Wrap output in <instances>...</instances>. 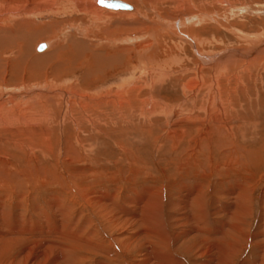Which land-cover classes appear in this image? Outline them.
<instances>
[{"label": "rangeland", "instance_id": "374dc122", "mask_svg": "<svg viewBox=\"0 0 264 264\" xmlns=\"http://www.w3.org/2000/svg\"><path fill=\"white\" fill-rule=\"evenodd\" d=\"M93 1L0 0V26L31 21V30L35 32L32 38H36L33 41L34 46L37 43L48 44L47 49L42 52H37L36 47L33 48V54L45 55L60 47L57 61L65 60L68 65L66 69L71 68L68 72L61 71L50 75L56 65V61H51L38 71L46 80L40 77L28 78L21 84L22 82H14L11 77L7 81L6 77L4 84L0 81V102H6V108H16L14 104L23 102L24 105L36 100L45 106L50 105L51 109L46 117L48 131L44 138L32 133L13 134L11 129L0 127V232H3L0 233V250H3L0 251V264H27L29 261L26 263L25 259H20L23 256H28L32 261L38 259L40 263L44 261L45 264H61L59 254H44V260L39 257V251L49 245L56 247L55 251L60 247L70 249L73 254H68V257H76L72 261L74 264H143L142 258L148 247L155 249L156 253L160 251L161 255H169L182 264H209L208 261L213 255L217 256V253L221 254V250H228L225 241L220 239L217 242L221 250L212 252L211 256L209 247L205 246L214 243L212 238L209 239L212 242L203 243L205 246L198 245L199 238L196 240L189 235L187 241L180 240L175 243L174 240L180 231L193 232L188 225L183 226V211L180 212L174 207L179 195L173 188L181 181L189 183L191 178L203 186L200 200L206 213L210 215L222 211L230 212L238 200L232 196L226 197L223 189L227 184L232 181L242 185L245 183L244 187L248 192L244 230L246 239L239 245L233 243L236 248L231 250L234 252L231 264H264V0H121L131 5L134 11L117 13L97 5L94 7ZM28 9H32L34 15L27 16ZM195 15L198 20L189 18ZM161 23L165 26L164 30L160 28ZM114 25L116 29H112ZM80 38L92 43L94 49L97 46L96 52L116 53V49L126 47L128 57L124 58V67L108 69L105 73L109 75L104 82L94 81L88 83L89 86H84L80 81L84 71L83 62H77L73 66L68 64L75 51L72 43ZM114 39L116 40L112 43ZM189 39L193 40V45L189 44ZM21 42L17 41L16 44L20 46ZM18 46L12 45L4 51L0 49L2 58H15ZM138 55L147 59L151 68H154L149 75L146 74V79L143 77L146 82L152 80L153 88H147L143 92L150 91L151 94L153 91L155 100L160 105L168 106L167 108L176 106L178 114L168 117L162 111L146 116L147 121L144 122L140 113L145 109L140 108L141 103L138 102L128 105L129 108L135 107L134 111L120 110L121 113L111 119L101 120L94 116L81 129L75 128L71 119H75L74 112L75 109H80V101L90 107L89 102L98 98V95L103 96L110 88L116 89L122 80L127 83H145L138 80ZM200 55H205L207 59L215 56L216 61L208 63L210 60L205 64L198 58ZM198 63L202 64L200 74L203 85L193 93L183 96L182 87L194 78ZM218 65L217 95L220 101L222 96L228 97L230 107L229 110L226 109V116L236 119L232 124L231 143L233 147L254 153V157L249 159L256 168L251 167L248 173L244 168H241L242 171H233V165L226 166L227 169L223 166L224 161L216 160L218 156L216 157L212 148L215 142H219L217 135L225 134L223 130L216 129L211 121L209 124V121L199 122L198 119L192 122L183 120L191 112L192 118L203 117V105L208 99L205 89ZM154 73L158 77H154ZM76 83V88L88 98L70 96L68 107L72 109V116L69 117L66 116V102L61 101L57 93L74 87ZM142 97L140 96V101ZM37 120L41 122L40 126L45 125L42 120ZM143 124L145 125L142 128ZM190 157L197 166L207 167L205 180L196 179L200 176L198 172L186 174L191 169L189 165L193 164ZM186 158L190 160L185 162L188 167L181 169L179 165H185L181 162L187 160ZM27 168L30 170L27 171ZM101 195L111 198L119 208L128 211L126 215L120 213L122 218L127 215L128 218L132 217L134 211H139V208L136 210L132 207L139 200L137 197L147 195L157 200L162 207L161 213L158 212L159 217L161 216L160 222L150 224L152 231H158L154 234L157 244L152 242V238L146 240L147 244L144 238L137 237L144 228L138 226L136 229L134 223L116 226L122 219L118 223L110 222L112 219L109 217L107 220L105 211H112V214L114 212L110 203H106ZM125 198L132 199L133 204L127 206ZM102 199L105 203L101 202ZM211 217L209 219L213 222L214 217ZM215 234L217 235V231ZM164 235H169L167 238L170 237L171 240L166 249L160 248L161 244L158 243ZM130 237L132 245L127 241ZM20 238L26 242L20 241Z\"/></svg>", "mask_w": 264, "mask_h": 264}, {"label": "bare ground", "instance_id": "6f19581e", "mask_svg": "<svg viewBox=\"0 0 264 264\" xmlns=\"http://www.w3.org/2000/svg\"><path fill=\"white\" fill-rule=\"evenodd\" d=\"M92 1V0H91ZM121 1V0H119ZM179 1V0H178ZM97 0H94L92 2V5H97L96 4ZM88 3V2H87ZM125 3V2H124ZM12 4V3H11ZM10 4V5H11ZM79 4V3H78ZM84 4V3H83ZM89 4V3H88ZM91 4V3H90ZM1 5V4H0ZM70 5V4H69ZM91 5V6H92ZM2 6V5H1ZM5 6V5H4ZM7 6V5H6ZM88 6V5H87ZM98 6V5H97ZM96 6V7H97ZM189 6V5H188ZM89 7V6H88ZM14 8V7H13ZM90 8V7H89ZM1 9V8H0ZM25 9V8H24ZM33 9V8H32ZM32 9H28L26 11V13H28L29 15L27 16H31V14H33ZM84 9V8H83ZM99 10V9H98ZM9 11V10H8ZM92 11V10H91ZM134 8L132 11L129 12H133ZM171 11V10H170ZM172 12V11H171ZM226 12V11H225ZM93 13V12H92ZM99 13V12H98ZM117 13V11H116ZM4 14V13H3ZM7 14V13H6ZM16 14V12L14 13ZM25 14V13H24ZM1 15V13H0ZM8 15V14H7ZM34 15V14H33ZM32 15V16H33ZM96 15V14H95ZM138 15V14H137ZM191 15V14H190ZM4 16V15H2ZM1 16V17H2ZM6 16V15H5ZM10 16V15H9ZM5 18V17H4ZM39 18V17H38ZM172 18V17H171ZM189 18H195V20H198L199 18L195 15V16H189ZM188 18V19H189ZM7 19V18H6ZM13 19V18H12ZM28 19V18H27ZM180 19V18H179ZM1 20V19H0ZM47 20V19H46ZM191 20V19H190ZM4 22V21H3ZM180 22V21H179ZM178 22V23H179ZM1 23V22H0ZM164 23V22H163ZM166 23V22H165ZM168 23V22H167ZM166 23V24H167ZM181 23V22H180ZM87 24V23H86ZM118 24V23H117ZM133 24V23H132ZM174 24V23H173ZM184 24V23H181ZM32 23L29 20L26 21H19L16 22L14 25H2L0 26V49L1 50H5L7 48H10L12 45H17L16 42L17 41H22L20 44V46H18V52L14 55L16 56L13 59H4L2 58L1 54H0V81H3V84L6 80L7 77V81L11 78H13L14 82H22L21 84L24 83V79H32V78H43L46 80V77L39 75L38 71L41 70V68H43L46 64H48V62H55L56 61V65L52 68L50 75H56V73H60L61 71L64 72H68V70H70L71 68H67L66 66L67 63L65 62V60H60L57 61V57L60 55V50L61 48H57L56 50L49 52L48 54L45 55H38V54H33V48L36 47V51H37V46L39 45L38 43L34 46L33 41L36 38H32L33 35H35V32H33L31 30L32 27ZM69 25V24H68ZM139 25V24H138ZM147 25V24H146ZM167 26V25H166ZM181 26V25H180ZM47 28V27H46ZM54 28V27H53ZM162 30L165 29V26L161 23V27ZM73 29V28H72ZM110 29V28H109ZM112 29H116L115 25ZM121 29V28H120ZM123 30V29H121ZM41 31V30H40ZM116 32V31H115ZM148 32V31H147ZM172 34V33H171ZM45 35V34H44ZM114 35V34H113ZM29 36V37H28ZM154 36V35H153ZM184 36V35H183ZM41 37V36H40ZM148 37V36H147ZM140 38V37H139ZM186 38V37H184ZM125 39V38H124ZM116 39L112 40V43L115 41ZM182 40L184 41L183 37ZM43 41V40H42ZM52 41V40H51ZM126 41V40H125ZM193 41V40H192ZM192 41H190L189 39V44H192ZM251 41V40H250ZM39 42V41H38ZM118 42V41H117ZM185 42L186 41L185 39ZM157 43V42H156ZM143 44V43H142ZM149 44V43H148ZM160 44V42L158 43ZM73 47L75 48V51L73 53L72 59L68 62L69 66H73L76 65L75 63H80L81 61L84 64V71L82 72L80 81L81 84H84V86L86 84H90L91 82H104L105 79L107 78V75L105 73L106 70L108 69H113L118 67L120 69H122V67H124V58L127 56L126 55V47H121L116 49V53H111L109 51H104V52H96L94 49V45L88 41H85L83 39H77L75 41H73L72 43ZM48 47V44L46 43V49ZM80 49V51H77V49ZM106 47V46H105ZM78 49V50H79ZM134 49V48H133ZM136 49V48H135ZM106 50V49H105ZM144 50V49H143ZM147 50V49H146ZM149 50V49H148ZM112 51V50H111ZM141 51V50H140ZM139 51V53H141ZM64 52V51H63ZM62 52V53H63ZM61 53V54H62ZM143 53V52H142ZM121 54V56H119ZM151 55V54H150ZM149 55V56H150ZM153 55V54H152ZM215 55V54H214ZM234 55V54H233ZM13 56V57H14ZM148 56V55H147ZM210 56V55H209ZM128 57V56H127ZM138 67H139V74L140 77L138 78L141 79L142 81H145L143 79V77L145 78L146 74L149 75L150 71L153 70L154 68H151V64L150 62L139 56L138 55ZM12 58V57H11ZM89 58V59H88ZM123 58V60H122ZM151 58V57H150ZM155 58V55H154ZM198 58H200L201 60L204 61L205 64L208 63H212L213 61L215 62V56L214 57H210V59H207V57L202 56H198ZM65 59V58H64ZM127 59V58H126ZM137 59V58H136ZM154 60V59H153ZM206 60V61H205ZM164 62V61H163ZM199 62V61H198ZM202 62V61H201ZM137 64V63H136ZM223 64V63H222ZM220 64V65H222ZM220 65H218L216 72H214V75H212L210 77V82L208 83L207 88L205 89V91L207 92L206 96H207V101L206 104L203 105V117L200 118L199 117H191V113L190 116L187 119H183L184 121H194V119H198L199 122H205V121H210L212 122L211 124H214L213 126L216 129H221L225 132V134H218L220 136L217 135L219 142H215L214 144V149L215 150V154L216 157L218 156V158L216 159L217 161H224L223 166H228V165H233L235 166V168H232L233 171H239L241 170V168H244V171L248 173V171H250L251 167L256 168V165L254 164V162L249 159L250 157H254V153L251 151H245L242 148L238 147H233L231 141H232V124L234 121H236V119H234L233 117H227L226 115V109H228L230 107L229 104V100L228 97L223 98V96L221 97V101L220 98L218 97V93L217 92V81L219 78V75L217 73V71L219 70L218 68L220 67ZM136 66V65H135ZM77 68V67H76ZM202 68V64L198 63V65L196 66L195 70H196V74L194 76V78L189 81L184 83L183 87H182V95L185 96L186 93L189 94V92L193 93L196 89L200 88L201 84H202V77L200 74V69ZM126 69V68H124ZM137 69V68H136ZM216 69V68H215ZM224 69V68H223ZM194 70V71H195ZM109 71V70H108ZM107 71V72H108ZM125 72V71H124ZM119 74V73H118ZM155 74V73H154ZM163 75V73L161 74ZM159 75V76H161ZM26 77V78H25ZM154 77H158L157 74L154 75ZM152 77V79L154 78ZM110 78H114L113 76H110ZM146 79V78H145ZM155 80V79H154ZM42 81V80H41ZM89 81V82H88ZM159 81V80H158ZM78 82V81H76ZM134 82V81H133ZM8 83V82H6ZM160 83V81H159ZM179 83V82H178ZM88 84V86H89ZM154 83L151 81L146 82L144 84H141L139 82L137 83H132L129 82L127 83V81H121L120 85L116 86V89L111 91L110 89H108L106 93L102 94L103 96L98 95V98L92 100L91 102H89V106L83 105L82 102L80 101L79 106L80 109L76 111L75 109V119H71V121L74 123L75 128L77 129H81V127L83 126L84 123H90V120H92V117L96 116L97 119H101L103 120L104 118H108L111 119L113 118L115 115H119V112L121 113L120 110L124 111H129V110H135L134 108H129V104H138V102H140V108H144L145 111L143 112V110L141 109L140 113V118H142L145 121H147L145 118L146 116H151L157 113H161L163 111V114L165 113L166 116L168 117H172L175 114H178V107L176 106H170L169 108H167L168 106H162L159 104L158 101L155 100L154 97V93L153 91L150 94V91H145V93L143 92V90H146L147 88H149L150 90L153 88L151 87ZM78 83H76V85H74V87L72 88H68L67 90H63L60 93H57L58 96L61 98V101H65L66 102V110L67 111V115L66 116H72V109H70L68 107V101L70 96H74L75 97H86L88 98V96L82 95V92L80 90H78L77 88ZM203 85V84H202ZM71 86V85H70ZM77 87V88H76ZM203 87V86H202ZM82 88L85 89V87L82 86ZM87 88V87H86ZM100 89V88H99ZM105 89V88H104ZM162 90V89H161ZM158 91V90H157ZM197 92V91H196ZM33 93V92H32ZM143 95V97H142ZM153 97H151V96ZM192 95V94H191ZM96 96V95H95ZM140 96L142 97L141 101H140ZM227 96V95H226ZM105 99V100H99V99ZM204 98V97H203ZM36 99V98H35ZM50 100V101H49ZM48 101L51 102V99H49ZM53 100V99H52ZM74 100V99H73ZM84 100V99H83ZM58 101V100H57ZM85 101V100H84ZM78 102V101H77ZM23 104V102H21ZM57 103V102H56ZM55 103V104H56ZM231 103V102H230ZM22 104H14V106L16 108H6L7 103L6 102H0V127L2 126V128H9L13 131V134H37V137H43L45 136V134L48 131L47 128V113L51 110L49 108L50 105L45 106L43 103L33 100L30 103H25L24 105ZM74 104V103H73ZM77 105V104H76ZM201 105V104H200ZM9 106V105H8ZM71 106V105H70ZM184 106V105H183ZM182 106V108H183ZM11 107V106H10ZM65 107V106H64ZM132 107V106H131ZM149 107V108H146ZM46 108L48 110H46ZM74 109V108H73ZM88 110H90V112H88ZM139 110V109H138ZM137 110V111H138ZM186 110V109H184ZM229 110V109H228ZM78 112V113H77ZM94 112V113H93ZM98 114H97V113ZM63 113V112H62ZM130 113V112H129ZM77 114V115H76ZM94 114V115H92ZM170 114V115H169ZM184 114V113H183ZM53 115V114H52ZM123 115V114H122ZM142 115H144V117H142ZM51 116V115H50ZM49 116V117H50ZM110 116V117H109ZM183 116V115H181ZM123 117V116H121ZM54 118V117H53ZM72 118V117H71ZM37 119H40L44 122V126H40L41 122H38ZM70 119V118H69ZM64 120V119H63ZM195 120V121H196ZM49 121V120H48ZM94 121V119H93ZM35 122H38L39 124L35 125ZM42 122V123H43ZM143 122V123H144ZM178 122V121H177ZM188 123V122H187ZM235 123V122H234ZM58 124V123H57ZM208 124V125H209ZM42 125V124H41ZM145 124L141 125V127L143 128ZM200 125V124H199ZM210 126V125H209ZM89 127V126H88ZM97 127V125H96ZM0 128V129H2ZM201 129V128H200ZM212 129V128H211ZM51 130V128H50ZM39 131V132H37ZM143 131V130H142ZM214 131V130H213ZM11 133V132H10ZM24 135V136H25ZM33 135V136H34ZM175 135V134H174ZM231 137H230V136ZM16 136V135H14ZM35 137V136H34ZM230 137V138H228ZM27 138V137H26ZM177 138V137H176ZM42 140V139H41ZM39 140V141H41ZM78 141V140H77ZM180 142V141H179ZM30 143V142H29ZM41 144V143H39ZM38 144V145H39ZM34 145V144H33ZM232 145V146H231ZM250 146V145H249ZM34 147V146H33ZM201 150V149H200ZM32 151V150H31ZM69 152V151H68ZM71 152H73L71 150ZM204 152H206L204 150ZM72 154V153H71ZM25 156H27L25 154ZM30 156V155H29ZM188 156V154H187ZM190 156H193L190 155ZM206 156V155H205ZM256 156V155H255ZM208 157V156H207ZM195 158V157H194ZM18 159V158H17ZM187 160L182 161L181 163H184L185 165L182 164L179 165V167L181 169H183L184 167H188L186 165V163H188L187 161L190 159L191 162L193 164L189 165L191 166L190 170H187L186 174L188 173H200V176L197 177L196 179H202L205 180L206 176H207V170L206 168L201 166H197L195 164V160L193 158H186ZM205 159V158H204ZM189 160V161H190ZM215 160V159H214ZM198 160L196 159V162ZM245 161H247V163H245ZM186 162V163H185ZM204 162V161H203ZM202 162V163H203ZM22 163V162H21ZM27 163V162H26ZM32 163V162H31ZM179 163V162H177ZM199 163V162H198ZM205 163V162H204ZM203 163V164H204ZM214 163V162H213ZM258 163V162H257ZM27 167V166H26ZM36 167V166H35ZM215 167V166H213ZM224 167V168H225ZM23 168V167H22ZM227 168V167H226ZM29 168H27L28 171ZM228 169V168H227ZM30 170V169H29ZM209 170V169H208ZM19 171V170H17ZM26 171V172H27ZM230 171V170H229ZM242 171V170H241ZM21 172V171H19ZM185 172V171H184ZM210 172V171H209ZM36 173V172H35ZM5 174V173H4ZM22 174V172H21ZM24 174V173H23ZM218 174V173H217ZM37 175V174H36ZM3 176V175H2ZM23 176V175H22ZM197 176V175H196ZM7 177V176H6ZM24 177V176H23ZM185 177V176H184ZM205 177V178H204ZM249 177V176H248ZM2 178V177H1ZM31 178V177H30ZM183 178V177H182ZM186 178V177H185ZM195 178V177H194ZM204 178V179H203ZM34 179V178H33ZM38 179V178H37ZM192 180L188 182L185 181H181L179 183H177L173 188L176 194H178L179 196L178 201L174 204V207L178 210H180V212L183 213L182 217H184L182 219L183 221V226L185 227L186 225L189 226V228H191V230L193 231L192 233L188 232V231H180L175 235V243L178 241H187L188 235L189 236H194L193 239L199 238V243L198 245H201L203 243H207L208 241L210 242L211 240H209L210 238H212L214 241V243H210V246L203 244L205 247H209V251H211V256H212V252L217 251L218 249L221 250V248H219V244H217V242H219V240L221 239L224 243L227 244L228 250H221V254L217 253L215 255H213V258H210V260L208 261L209 264H231V259H232V253L234 254L233 249H235L236 247L233 246L234 244H238L241 241H245V237L246 235H244V230H245V225H246V214L248 212L247 209V205H248V192L246 191L244 184H239V182L237 181H232L229 184H227V187L224 188L223 190L226 192V197L232 196L237 198L238 200L235 202V205H233L232 210L229 211H222V213H214L213 215L207 214L206 213V209L205 206L202 204L201 202V198L203 195V186L201 185V183L197 182L196 180L194 181L193 178H191ZM47 180V179H46ZM6 181V180H5ZM29 181V180H28ZM32 181V180H30ZM38 181V180H37ZM188 181V180H187ZM24 182V181H23ZM184 182V183H183ZM237 182V183H236ZM20 183V182H19ZM47 183V182H46ZM225 183V182H224ZM31 184V183H30ZM45 184V183H44ZM59 184V183H58ZM16 185V184H15ZM74 185V184H73ZM62 186V185H61ZM15 187V186H13ZM32 187V186H31ZM64 188V187H63ZM65 189V188H64ZM222 189V188H221ZM248 189V188H247ZM18 190V189H17ZM220 190V189H219ZM58 191V190H57ZM56 192V191H55ZM222 192V190L220 191ZM57 193V192H56ZM60 193V192H58ZM104 193V192H103ZM149 192L147 191L146 194H148ZM218 193V192H217ZM65 194V193H64ZM220 194V193H219ZM61 196V194H59ZM205 195V194H204ZM102 196V195H101ZM62 197L63 193H62ZM102 197L105 198V202L106 203H110L114 214H112V211L108 212L105 211L104 215H108L106 218L108 220V217L112 219V221L110 220V222L112 223H118L120 221V219H122V222L120 224H116V226H123L124 224H133L134 227L139 226V228H144V230L139 233L137 235V237L140 238H144V240L146 241L147 239H151L152 238V242L154 244H157L156 241L157 239H155L154 234H156L158 231H156V233L154 231H152V223L153 222H160L159 221V213H161V205L159 204V202L155 199H153L152 197H148L146 195V197H137V199H139L138 201H136L137 203L133 204L132 199H126L125 204L127 206L132 205L133 208H136V210H138L137 208H139L138 212H135L134 210V214L132 217L128 218L127 217H121L120 213H124V215L128 214V211L124 208H119L118 204H115L114 202L111 201V198L109 197H105V195H103ZM220 197V196H219ZM98 198V197H97ZM234 198V199H235ZM21 199V198H20ZM53 199V198H51ZM56 199V198H55ZM229 199V198H228ZM104 199L101 200V202L105 203L103 201ZM124 200V199H123ZM232 201V200H231ZM235 201V200H234ZM100 202V200H99ZM100 202V204H101ZM124 202V201H123ZM59 204V203H57ZM140 204V207H138ZM98 205V204H97ZM109 205V206H110ZM125 205V206H126ZM136 205H138L136 207ZM57 206V205H55ZM61 206V205H60ZM99 206V205H98ZM62 207V206H61ZM126 208V207H125ZM130 208V207H129ZM67 209V208H66ZM72 209V208H71ZM97 210V209H96ZM190 211V212H189ZM61 212V211H60ZM64 212V210H63ZM98 212V211H97ZM100 212V211H99ZM184 212H186V214H184ZM4 213V212H3ZM2 213V214H3ZM6 213V212H5ZM40 213V212H39ZM71 213V212H70ZM137 213H139L138 215H136ZM1 214V212H0ZM93 214V213H92ZM11 215V214H10ZM54 215V214H53ZM65 215V214H64ZM210 216L214 217L212 218L214 221L211 222L209 219ZM1 217V216H0ZM60 217V216H59ZM215 218H217V220H215ZM125 219V220H124ZM124 220V221H123ZM131 220V221H129ZM114 221V222H113ZM11 224V223H10ZM71 224V222H70ZM151 224V225H150ZM42 225V224H41ZM44 225V224H43ZM64 225V224H62ZM73 225V224H72ZM115 225V224H113ZM137 225V226H136ZM9 226V225H8ZM66 226V225H65ZM68 226V225H67ZM70 226V225H69ZM76 226V225H75ZM128 226V225H127ZM7 227V226H6ZM5 227V228H6ZM79 227V225H78ZM164 226H162L163 228ZM56 228V227H55ZM72 228V227H71ZM7 229V228H6ZM75 229V228H74ZM160 229V228H159ZM68 230V228H67ZM66 230V231H67ZM79 230V229H78ZM82 230V229H81ZM80 230V231H81ZM247 230V229H246ZM2 231V230H0ZM16 231V230H15ZM17 231H20L19 229H17ZM16 231V233H17ZM46 231V230H44ZM50 231V230H49ZM79 231V232H80ZM215 231H217V235L215 234ZM30 232V231H29ZM40 232V231H39ZM65 232V231H63ZM73 232V231H72ZM140 232V231H139ZM3 233V232H0ZM26 233V232H25ZM38 233V232H37ZM43 233V232H42ZM52 233V232H51ZM66 233V232H65ZM76 233V232H75ZM27 234V233H26ZM30 234V233H29ZM49 234V233H48ZM57 234V233H56ZM74 234V232H73ZM85 234V233H84ZM94 234V233H93ZM133 234V233H132ZM160 234V233H159ZM259 234V233H258ZM53 235V234H51ZM55 235V234H54ZM70 235V234H69ZM77 235V233H76ZM79 235V234H78ZM87 235V234H86ZM85 235V237H86ZM89 235V234H88ZM87 235V236H88ZM1 236V235H0ZM6 235V239H7ZM21 236V234H20ZM29 236V235H27ZM38 236V235H37ZM42 236V235H40ZM68 236V235H66ZM74 236V235H73ZM165 237H163L161 240H159V244H161V246H159L160 248L164 247L166 249V247L169 245L168 243L171 242V240H169V238L166 237V235H164ZM174 236V235H173ZM212 236V237H211ZM22 237V236H21ZM26 237V236H25ZM44 237V235H43ZM47 237V236H46ZM51 237V236H50ZM54 237V236H53ZM78 236H76L77 238ZM83 237V236H82ZM90 237V236H88ZM87 237V238H88ZM133 237V236H132ZM254 237V235H253ZM12 238V236H11ZM16 238V237H14ZM19 238V237H18ZM37 238V237H35ZM5 239V240H6ZM17 239V238H16ZM39 239V238H38ZM36 239V240H38ZM43 239V238H40ZM47 239V238H44ZM137 239V238H136ZM20 241L22 240L21 238L19 239ZM29 240V239H28ZM49 240V239H47ZM46 240V241H47ZM53 240V239H52ZM69 240V239H67ZM73 240V239H72ZM71 240V241H72ZM82 240V239H80ZM116 240V239H115ZM126 240V239H124ZM132 240V238H127V241L130 242ZM198 240V239H196ZM19 241V244H21ZM24 241V240H22ZM32 241V239H31ZM30 241V242H31ZM39 241V240H38ZM117 241V240H116ZM150 241V240H149ZM190 241V240H189ZM16 242V241H15ZM18 242V240H17ZM26 242V240L24 241V243ZM29 242V241H28ZM44 242V241H43ZM53 242V241H52ZM77 242V241H76ZM192 242V241H191ZM212 242V241H211ZM11 243V242H10ZM42 243V242H40ZM75 243V242H74ZM147 243V241H146ZM173 243V242H172ZM187 243V242H186ZM194 243V241H193ZM259 243V242H258ZM257 243V244H258ZM4 244V243H3ZM6 244V243H5ZM28 244V243H27ZM38 244V243H37ZM46 244V242H45ZM58 244V243H57ZM79 244V243H78ZM118 244V243H117ZM135 244V242H134ZM148 244V243H147ZM150 245L152 243H149ZM167 244V245H166ZM174 244V243H173ZM190 244V243H189ZM241 244V243H240ZM262 244V243H261ZM41 245V244H40ZM48 245V244H47ZM129 245H132L131 242L129 243ZM153 245V244H152ZM151 245V246H152ZM192 245V244H191ZM195 245V244H194ZM197 245V244H196ZM224 245V244H223ZM221 245V246H223ZM259 245V244H258ZM3 246V245H2ZM19 246V245H17ZM24 246V245H23ZM29 246V245H27ZM35 246V245H34ZM39 246V244H38ZM146 246V245H145ZM186 246V245H183ZM6 247V246H5ZM59 247V246H58ZM67 247V246H65ZM72 247V246H71ZM131 248H133V246H130ZM182 247V245H181ZM190 247V246H189ZM195 247V246H194ZM232 247V249H231ZM11 248V247H10ZM16 248V247H15ZM33 248V247H32ZM129 248V247H128ZM145 248V247H144ZM183 248V247H182ZM225 248V247H224ZM7 249V248H6ZM28 249V248H27ZM31 249V247H30ZM74 249V248H73ZM124 249V248H123ZM130 249V248H129ZM204 249V248H203ZM202 249V250H203ZM2 250V248H1ZM0 250V251H1ZM34 250V249H32ZM56 247H52V246H46L43 247L42 250H40L39 252H41V257L43 260L45 259L46 256L45 255H49V254H54V256H57L58 254L61 256V264H74L72 261L76 258L75 256H70L68 257V254H71L69 250H66L64 247H60L58 249V251ZM75 250V249H74ZM125 250V249H124ZM197 250V249H196ZM232 250V251H231ZM259 250V249H258ZM3 251V250H2ZM1 251V252H2ZM9 251V250H8ZM145 251V250H144ZM157 251V250H156ZM199 251V249H198ZM7 252V251H6ZM26 252V251H25ZM33 252V251H32ZM38 252V251H37ZM158 253L155 252V249L153 250V248L148 247L147 250L144 253V257L142 258L143 262L145 263H152V264H182L180 261L172 258L171 256H167V255H161L160 251H157ZM255 252V251H254ZM259 252V251H258ZM34 253V252H33ZM36 253V252H35ZM156 253V254H155ZM38 254V253H37ZM56 254V255H55ZM73 254V253H72ZM71 254V255H72ZM75 254V253H74ZM84 254V253H82ZM257 254V253H256ZM260 254V252H259ZM258 255V254H257ZM262 255V254H261ZM33 256V255H32ZM59 256V257H60ZM103 256V255H102ZM140 256V255H139ZM159 256V257H157ZM209 256V255H208ZM30 257V256H29ZM38 257V258H39ZM75 257V258H74ZM155 257V258H154ZM153 258V261L151 260ZM162 258V259H160ZM218 258V259H216ZM264 258V257H263ZM16 259V258H15ZM20 259H25L24 262L27 263V261H29L27 264H45L46 262L42 261V263H40L41 261H38V259L32 261L28 259V256H23ZM255 260V259H252ZM20 261V263L22 262V260H18ZM47 261V260H46ZM63 261V263H62ZM76 261V260H75ZM44 262V263H43ZM53 263V262H52ZM143 263V264H144ZM204 263V262H203ZM48 264V263H47Z\"/></svg>", "mask_w": 264, "mask_h": 264}, {"label": "water", "instance_id": "95a60500", "mask_svg": "<svg viewBox=\"0 0 264 264\" xmlns=\"http://www.w3.org/2000/svg\"><path fill=\"white\" fill-rule=\"evenodd\" d=\"M96 4L102 8L112 11H132L133 7L119 0H97ZM46 49V43H40L37 46V52H42Z\"/></svg>", "mask_w": 264, "mask_h": 264}]
</instances>
